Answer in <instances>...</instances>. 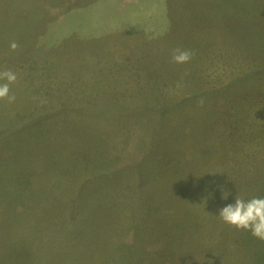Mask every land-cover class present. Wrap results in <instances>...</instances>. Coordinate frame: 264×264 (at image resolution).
I'll return each mask as SVG.
<instances>
[{
	"label": "rangeland",
	"instance_id": "obj_1",
	"mask_svg": "<svg viewBox=\"0 0 264 264\" xmlns=\"http://www.w3.org/2000/svg\"><path fill=\"white\" fill-rule=\"evenodd\" d=\"M5 70L0 253L264 264L218 216L264 198V0H0Z\"/></svg>",
	"mask_w": 264,
	"mask_h": 264
},
{
	"label": "clouds",
	"instance_id": "obj_2",
	"mask_svg": "<svg viewBox=\"0 0 264 264\" xmlns=\"http://www.w3.org/2000/svg\"><path fill=\"white\" fill-rule=\"evenodd\" d=\"M19 45L13 41L9 48L15 51ZM194 53L191 50L177 47L172 50L171 60L176 64H184L191 60ZM17 75L11 70L0 72V100L6 99L8 103H13L16 99L14 94H10V85L15 83ZM204 101H198L199 105H203ZM228 192H223L222 199H226ZM222 222L234 227L237 230H245L250 234L264 241V198H252L245 201L242 197H235L233 204L224 206L218 214Z\"/></svg>",
	"mask_w": 264,
	"mask_h": 264
},
{
	"label": "crops",
	"instance_id": "obj_3",
	"mask_svg": "<svg viewBox=\"0 0 264 264\" xmlns=\"http://www.w3.org/2000/svg\"><path fill=\"white\" fill-rule=\"evenodd\" d=\"M3 229L7 230V228ZM2 250L6 252V255H4L5 253H0V264H53L54 260H56L55 262L58 261V255L55 254V252L53 257L44 255L43 257L40 256L41 259H39L35 250H29L23 246V243L19 242L12 244L10 253L5 249ZM71 253L72 252L67 248L66 251L61 253L60 257H63L65 260L70 258V261H73Z\"/></svg>",
	"mask_w": 264,
	"mask_h": 264
}]
</instances>
